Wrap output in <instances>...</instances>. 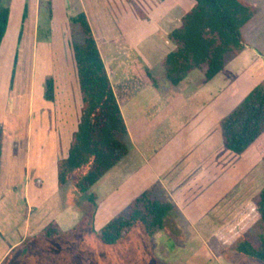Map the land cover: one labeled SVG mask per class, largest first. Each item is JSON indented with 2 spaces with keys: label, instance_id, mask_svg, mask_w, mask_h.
<instances>
[{
  "label": "rangeland",
  "instance_id": "1",
  "mask_svg": "<svg viewBox=\"0 0 264 264\" xmlns=\"http://www.w3.org/2000/svg\"><path fill=\"white\" fill-rule=\"evenodd\" d=\"M246 1L256 8L254 17L241 29V34L249 46L239 56L228 57L225 65L227 84L230 83L240 90L233 99L232 106H237L264 80V0ZM0 2L9 9L8 25L0 46V123L4 128L3 145H33L32 167H35L34 145H48L44 149L42 160L47 167V179L43 188L38 190L29 188L28 193L22 188L10 191L9 183L1 180L0 236L7 243L35 236L51 222L52 216L67 208L78 214L79 223L83 222L75 233L65 235L56 242L42 245L40 241H36L28 257L21 258L17 253L10 264H44L47 256L59 264H171L162 258L184 253H205L207 247L204 249L194 246L189 248L191 251H177L174 246L168 247L161 242L166 237L161 232L150 241L146 240L139 228L117 245L105 246L96 239L91 226L95 231L99 230L113 218L112 215H108L105 208V214L100 222H95L99 204L93 208L85 198L86 195L74 193L72 185L76 176H70L68 183L61 190L57 189V179L55 175L53 178V171L51 179L53 167L51 157L53 154L60 158L67 155L82 107L72 49V42L80 41L81 36L77 27L72 24V19L84 13L104 58H108V55L116 57L114 65L112 64L116 71L111 69V75L121 106L136 98L133 107L139 108L147 104L141 97L149 93H156L161 97V101L151 108L145 117L149 120L153 116L157 118L160 116L162 120L165 118L167 125L163 128L160 125L158 131L160 130L161 138L164 137L165 144L170 145L167 126L176 127V123L182 125L188 117L186 113L193 114L198 109L203 110L205 102L193 98L185 104V97L201 93L197 87V80H203L204 75L198 70L193 71L190 78L195 80L185 91L166 82L163 79L164 69L160 60L167 54L165 50L168 48L166 45L168 37L162 31L148 35L145 26L149 22L150 26L169 28L171 25L161 19L164 17L166 22L172 23L176 20L175 28L185 11L193 6V1L0 0ZM110 50H115V54L109 53ZM139 68H146L153 75L157 81L156 89L139 79L137 74ZM49 76L54 80L56 95V102L52 105L44 99L43 84ZM227 84L225 91L229 89ZM175 93L181 94L184 98L170 103L169 97ZM126 121L135 139L140 137L142 119L134 114L128 116ZM218 131L221 135L219 126L211 135L214 136ZM120 139L128 145L131 144L130 138L126 135L120 136ZM55 147L58 151H55ZM248 153L246 158H240L239 167H236L239 170L231 171V175L234 172L245 173L246 178L244 183L243 181L240 183L241 187L246 186L249 181L258 194L264 189V161L257 150L253 149ZM3 160L5 161V157ZM23 163L24 160L19 163L18 171L21 173ZM30 172L32 173V170ZM35 182L37 185L36 180ZM100 195L97 199L99 203L106 198L104 193L100 192ZM126 212L127 209L120 213L114 211V214ZM172 221L174 219L171 218L165 222L164 230L169 233L173 231ZM256 262L262 263L258 260Z\"/></svg>",
  "mask_w": 264,
  "mask_h": 264
},
{
  "label": "trees",
  "instance_id": "2",
  "mask_svg": "<svg viewBox=\"0 0 264 264\" xmlns=\"http://www.w3.org/2000/svg\"><path fill=\"white\" fill-rule=\"evenodd\" d=\"M192 1L194 4L182 16L180 27L168 35L175 49L161 62L163 79L171 86L182 84L196 70L203 73L205 81L212 80L224 70L228 57H237L249 46L241 29L254 17L255 6L246 0ZM8 19L9 9L0 2V46ZM72 24L81 36L80 41L72 42V49L82 107L67 157L57 162V185L62 188L70 176H76L74 193L86 195L94 208L97 195L91 189L128 154V146L120 139L127 134V127L86 15L78 14ZM137 74L141 81L157 88V81L146 68H139ZM43 87L44 99L53 102V78L47 77ZM219 127L225 150L244 156L255 149L264 161V80L220 120ZM3 143L4 128L0 123V176ZM153 192L149 189L135 197L126 213L116 215L99 230L91 226L96 239L105 246H115L136 228L149 241L162 232L173 204ZM251 205L245 219L248 226L234 243L239 254L264 264V189L252 198ZM82 223L64 232L52 221L39 234L12 248L0 264H10L17 253L21 258L28 257L36 241L42 245L56 242L75 233ZM210 247L216 252L220 250L214 240ZM45 260L44 264H59L48 256Z\"/></svg>",
  "mask_w": 264,
  "mask_h": 264
},
{
  "label": "crops",
  "instance_id": "3",
  "mask_svg": "<svg viewBox=\"0 0 264 264\" xmlns=\"http://www.w3.org/2000/svg\"><path fill=\"white\" fill-rule=\"evenodd\" d=\"M181 18L178 21L179 25L175 28L176 20L170 23L166 22L164 17L161 19L171 25L169 28L150 26L147 22L145 31L148 35L162 31L168 37L174 29L180 27ZM166 45L168 48L165 50L167 53L165 56L175 49V45L169 38ZM99 51L115 93L111 69L116 71V68L112 67L116 57L108 55V58H104L100 48ZM115 52V50H110L109 53L115 54ZM165 56L161 58L160 62ZM225 68L208 82L205 81V78L197 80V87L201 93L186 96L185 104L192 101L193 98L200 99L205 102L203 110L197 108L198 110L193 114L186 113L188 117L182 125L176 123V127L167 126L170 133V145L165 144L164 137L161 138L160 130L158 131L160 125L161 128L167 125L165 118L162 120L160 116L158 118L153 116L149 120L148 117H145L151 108H154L161 101V97L156 93H152L153 95L149 93L143 97L141 95L139 98L141 97V100L147 104L139 108L133 107V101L136 98L127 102L131 105L126 103V105L121 106L119 104L127 127L126 136L130 138V145L124 142L129 151L113 169L101 178L91 191L97 195V199L98 196H101L100 192L104 193V197H106L101 203L97 201L99 210L95 215V222H100L105 214V208L108 215L115 217L114 211L118 213L124 211L135 197L149 189L154 191L153 194L156 197L167 198L171 201L173 210L168 214L165 222L171 218L174 219L172 221L173 231L169 233L163 230L161 234L166 237L161 242L168 247H176L177 251H191L189 248L194 246L208 248L202 254L184 253L179 256L174 255V257L169 258L164 256L162 258L171 264H258L256 259L239 254L234 249L236 238L248 226L245 225V219L247 213L252 210L251 200L257 192L249 181L246 186L241 187L240 183L242 181L244 183V178H246L245 173L234 172L235 174L231 175V171H236L238 169L236 167H239L240 158H246L249 153L244 156H236L224 149L219 131L214 136L211 135V132L219 126L220 120L236 107L232 106L233 99L240 93L236 86L227 84ZM191 73L182 84L177 85V88L187 90V86L195 80L190 78ZM226 84L229 88L227 91H225ZM115 96L117 98L116 93ZM136 97L138 98V96ZM169 98L170 103H172L179 98H184V96L175 93ZM55 100L56 95H54L53 102H46L52 105L56 102ZM134 114L142 119L141 134L137 139H135L134 133L126 121L128 116ZM34 146L35 167H32L33 145H3L0 186L1 180H4L9 183L10 191H15V188H22L25 189V192L27 191L26 193L29 192V188L38 190L44 187L47 179V167L42 160L44 159V149L48 145ZM57 149L55 151H58ZM3 157H5V161ZM59 159L62 158L54 156V154L51 157V163H53L51 179L52 171L53 178L55 175L57 179V162ZM23 160L24 163L21 164L23 165V172L21 173L18 169L20 161ZM57 189L61 190L62 188L57 185ZM3 193L5 195V192L2 191ZM52 221H56L61 230L67 232L78 225L79 216L67 208L52 216ZM155 240L157 241V239ZM213 240L220 247L217 252L209 248ZM22 241L21 238L14 243H7L0 236V263L11 249Z\"/></svg>",
  "mask_w": 264,
  "mask_h": 264
}]
</instances>
